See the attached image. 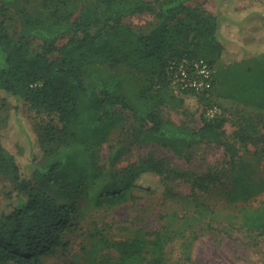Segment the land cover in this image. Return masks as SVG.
<instances>
[{"label":"trees","instance_id":"16d2710c","mask_svg":"<svg viewBox=\"0 0 264 264\" xmlns=\"http://www.w3.org/2000/svg\"><path fill=\"white\" fill-rule=\"evenodd\" d=\"M191 1L85 0L76 14L67 9L75 0H43L36 11L20 10L23 23L19 31L12 32L0 22V89L7 97L24 102L40 119L39 152L30 148L27 166L0 136V173L28 195L24 204L0 217V264H47V254L69 250L71 239L67 235L78 228L86 216L85 208L114 207L139 198L136 192L143 190L140 184L146 174L160 176L170 200L177 202L183 197L171 181L187 174L165 158L150 154L120 166L127 150L124 140L111 145L108 159L101 162V146L122 117L119 107L133 113L139 141L170 146L187 159L196 144L214 141L223 145L230 157L231 180L221 190L229 202L258 192L260 182L237 165L240 148L226 139L223 120L205 114L207 119L195 129L167 119L161 112L166 100L163 93L175 95L169 63L205 57L214 64L228 54L226 43L233 39L226 35L235 23L234 15L227 12L232 0H219L217 13ZM248 10L244 21L264 19V9ZM144 13L155 17L149 27L124 21ZM69 32L72 35L67 42L59 45V39ZM105 62L124 64L139 72L145 79L140 96L153 101L141 104L130 97L128 75L107 70ZM249 85L257 90L253 82ZM224 168L210 169L195 179L197 204L193 211L171 213L181 221L178 228L169 223L153 230L140 225L120 238L107 237L98 230L84 264H167V247L176 236L212 226L213 219L205 223L208 207L201 197L219 188ZM241 211V227L264 233V202L257 207L243 206Z\"/></svg>","mask_w":264,"mask_h":264},{"label":"rangeland","instance_id":"374dc122","mask_svg":"<svg viewBox=\"0 0 264 264\" xmlns=\"http://www.w3.org/2000/svg\"><path fill=\"white\" fill-rule=\"evenodd\" d=\"M41 1L0 0V22L4 21L12 32L19 31L23 23L20 10L36 11ZM84 2L75 0L67 9H74L77 14ZM190 3L210 13H217L220 8L219 0H192ZM248 9L263 10L264 0H232L227 11L235 17V23L227 30L229 35L226 34L233 39H228L226 43L228 54L213 64L214 77L217 78L219 74L223 94L219 97L215 88L204 95L193 94L191 91L177 93L172 89L175 95L171 97L164 92L166 100L160 109L165 118L198 129L207 119V110L217 107L218 113L215 116L223 120L226 139L240 148L235 158L237 165L243 173L260 182L256 187L258 192L248 199L229 202L221 190L231 180L228 170L230 157L223 145L214 141L196 144L192 147L191 158L187 159L170 146L139 141L133 113L119 107L122 117L101 146V162L108 159L111 145L124 140L127 150L120 160V166L138 162L150 154L165 158L173 167L187 174L171 181L173 188L183 197L177 202L170 200L164 194V182L160 176L146 174L140 184L143 190L136 192L139 198L114 207L85 208L86 216L80 220L78 228L67 235L71 239L69 250L65 252L60 249L55 254H47V264H84L98 230L107 237L120 238L129 235L133 228L140 225L153 230L169 223L173 228H178L181 221L172 218L171 213L177 211L185 214L186 211H193L197 204L193 194L195 179L210 169L223 167V182H218L216 186L219 188L204 192L201 197L208 207L205 214L209 215L205 223L213 219L212 226L204 230H186L183 235L176 236L167 247V264H264V233L251 232L241 227L242 207H257L264 202V82H260L264 79V19L244 21ZM154 19L153 14L144 13L125 17L124 21L135 27H149ZM71 35L69 32L61 37L59 45L67 42ZM235 61L239 62L233 63ZM224 66H228L227 71ZM103 67L114 73L124 71L128 75L130 97L139 99L141 104L153 101L141 98L145 79L132 67L124 64L112 66L107 62L103 63ZM252 82L257 85V90L249 85ZM239 86L242 87L236 90ZM182 98L185 99L184 103ZM36 115L24 102L12 96L7 97L0 89V136L23 166L30 163V148L39 152L37 129L40 119ZM27 198L28 195L19 191L7 175L0 173V217L24 204ZM210 208L212 210L209 213Z\"/></svg>","mask_w":264,"mask_h":264},{"label":"built area","instance_id":"2783aa9c","mask_svg":"<svg viewBox=\"0 0 264 264\" xmlns=\"http://www.w3.org/2000/svg\"><path fill=\"white\" fill-rule=\"evenodd\" d=\"M168 74L171 88L177 93H210L214 86V66L205 57L175 59L169 63ZM218 113L217 107L207 110L209 117Z\"/></svg>","mask_w":264,"mask_h":264},{"label":"crops","instance_id":"0c3cea01","mask_svg":"<svg viewBox=\"0 0 264 264\" xmlns=\"http://www.w3.org/2000/svg\"><path fill=\"white\" fill-rule=\"evenodd\" d=\"M224 68V70L226 71V69L228 68V66H224L223 67ZM221 83H222V81L220 80V77L219 78H217V85H216V93L219 95V97H220V95L222 94V85H221Z\"/></svg>","mask_w":264,"mask_h":264}]
</instances>
